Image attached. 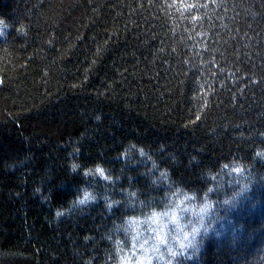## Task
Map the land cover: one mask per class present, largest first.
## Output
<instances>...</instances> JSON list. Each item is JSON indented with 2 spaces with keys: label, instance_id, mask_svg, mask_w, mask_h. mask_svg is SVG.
<instances>
[{
  "label": "trees",
  "instance_id": "obj_1",
  "mask_svg": "<svg viewBox=\"0 0 264 264\" xmlns=\"http://www.w3.org/2000/svg\"><path fill=\"white\" fill-rule=\"evenodd\" d=\"M0 30V264H264V0H0Z\"/></svg>",
  "mask_w": 264,
  "mask_h": 264
},
{
  "label": "snow or ice",
  "instance_id": "obj_2",
  "mask_svg": "<svg viewBox=\"0 0 264 264\" xmlns=\"http://www.w3.org/2000/svg\"><path fill=\"white\" fill-rule=\"evenodd\" d=\"M73 170H75V168H74ZM97 172H99V174H100L101 176L104 175L103 170H101V169H97ZM86 174H87V173H86ZM104 178H106V177H104ZM91 198H92L91 195H90L89 193L85 192V193H84V197H83V201H82V202H83V203H87V202L89 201V199H91ZM129 198H130V197H129ZM155 215H156V214H154V217H155ZM171 219H172L173 221H175V220H176V216L173 214L172 217H171ZM131 224H132V222H130V225H131ZM157 238L160 240L161 243H166V241H164V240H163L162 238H160L159 236H158ZM146 243H147V241H145V244H146ZM132 247L135 248L136 245H135V247H134V246H132ZM140 249H141V250L144 249V245H143V244L140 245ZM131 255L135 256L136 253H135V252H132ZM122 264H133V261H132L131 259L125 258V259L122 261ZM135 264H152V261H151V259H137V260L135 261Z\"/></svg>",
  "mask_w": 264,
  "mask_h": 264
},
{
  "label": "clouds",
  "instance_id": "obj_3",
  "mask_svg": "<svg viewBox=\"0 0 264 264\" xmlns=\"http://www.w3.org/2000/svg\"><path fill=\"white\" fill-rule=\"evenodd\" d=\"M0 35H3V33H0ZM89 194L91 195L92 198L89 199V201H88L87 203H83V202H82V201H83V197H84V194H83L81 198H78V199H77V201H76V205H78V206H85V205H87V204H89V203H93V202H95V197L92 196L91 193H89ZM65 214H66V213H65V211H63V210H56L55 213H54V216H55V218L58 220L60 217L64 216Z\"/></svg>",
  "mask_w": 264,
  "mask_h": 264
},
{
  "label": "rangeland",
  "instance_id": "obj_4",
  "mask_svg": "<svg viewBox=\"0 0 264 264\" xmlns=\"http://www.w3.org/2000/svg\"><path fill=\"white\" fill-rule=\"evenodd\" d=\"M0 33H1V30H0ZM191 257V256H190ZM192 258V257H191Z\"/></svg>",
  "mask_w": 264,
  "mask_h": 264
}]
</instances>
